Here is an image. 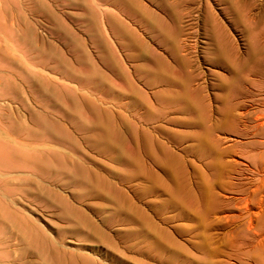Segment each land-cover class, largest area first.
<instances>
[{"label": "rangeland", "instance_id": "rangeland-1", "mask_svg": "<svg viewBox=\"0 0 264 264\" xmlns=\"http://www.w3.org/2000/svg\"><path fill=\"white\" fill-rule=\"evenodd\" d=\"M252 27L237 0H0V257L264 264Z\"/></svg>", "mask_w": 264, "mask_h": 264}, {"label": "bare ground", "instance_id": "bare-ground-1", "mask_svg": "<svg viewBox=\"0 0 264 264\" xmlns=\"http://www.w3.org/2000/svg\"><path fill=\"white\" fill-rule=\"evenodd\" d=\"M237 2H240V9H241V13H242V18L246 22H248L249 24H253V27H252V30H253V33H252L253 34V37L252 38H253V40H252V43L249 46L248 53L246 52L245 55L240 60V70L242 71L241 76H240V84H242V86H243L242 89H244L245 88V85L247 84V80H246V77H245L246 73H247L248 76H255L257 79H256V82H254V89L256 90V95H257L259 92H261L262 90H264V27H262V25L260 24L261 22H260L259 19H258L257 22L254 21L255 18L252 15V12H251L252 9H253L252 6H254L257 3V0H237ZM260 18L261 19L264 18V7L262 9V13H261ZM256 101H257V103H258L259 106L257 107V110L255 111V114H254L255 120H256V122H255L256 125L254 126V130H256L257 133L264 135V96L257 98ZM230 110H232V109L231 108H228V111H230ZM247 126H249V125L247 124ZM102 129H103V127H102ZM106 131H107L106 129L103 130V132H105L104 137L106 136ZM107 137H105V138H107ZM102 139L104 140V138H102ZM109 139H111V138H109ZM108 150L111 151L110 148L109 149L107 148V151ZM33 155H35V154L33 153ZM42 155H44V154H42ZM37 157L38 158H30L29 160H27L28 163H30L32 165V167H35L36 168V171H37V169L38 170H47L48 169V171L50 173V171L52 172V170L55 169V167L57 169H61V170L64 169V167L61 165V163H63L62 162V159H58L56 157L54 158V157L50 156V153H49V157L48 158L45 159L46 156L43 157L44 158L43 161H40L41 157H39V156H37ZM21 158L23 159V157H21ZM15 161H17V160H14V162ZM23 163L26 164L25 162H23ZM9 168H11V167H9ZM24 168H27V167H24ZM75 168H76V171H74V172H76V173L74 174L73 178L75 179V181L77 183L91 185V186H92V184H96L103 191H104L105 188H110L111 187L106 182H99L98 183L96 181H93V180L88 179L87 176H86V174H85V172H82L83 169H81L80 166L76 165ZM11 169H13V168H11ZM31 173H32V171H31ZM46 175H47V173H46ZM94 190H95L94 191L95 194L101 197V194L103 192L102 191H99L96 188ZM84 193H85V191H83L80 194L82 196H85ZM87 194H89V193H87ZM78 195H79V193H78ZM78 212L79 213L77 214V217H76L77 218L76 219L77 220L76 221V224L77 223L81 224L83 222H86L87 221L86 215L84 213H82L81 211H78ZM12 214H14V213H12ZM40 235L43 237L44 243L46 244L47 243V237H46L45 233L44 232H41ZM46 247L47 246H45V248ZM55 257H56V260H57V263L58 264H76L73 259L71 261L65 260V262H63L61 260V258L59 257V255H58L57 247H56V256ZM0 264H15V263L9 262L8 260H4L3 258L0 257Z\"/></svg>", "mask_w": 264, "mask_h": 264}]
</instances>
